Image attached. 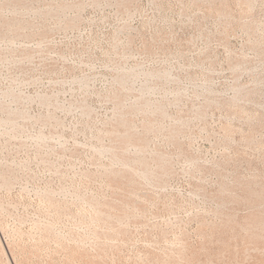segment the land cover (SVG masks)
<instances>
[{"label": "rangeland", "instance_id": "obj_1", "mask_svg": "<svg viewBox=\"0 0 264 264\" xmlns=\"http://www.w3.org/2000/svg\"><path fill=\"white\" fill-rule=\"evenodd\" d=\"M0 4V264H264V0Z\"/></svg>", "mask_w": 264, "mask_h": 264}, {"label": "bare ground", "instance_id": "obj_2", "mask_svg": "<svg viewBox=\"0 0 264 264\" xmlns=\"http://www.w3.org/2000/svg\"><path fill=\"white\" fill-rule=\"evenodd\" d=\"M12 1H13V0H12ZM15 1H17V0H15ZM233 1L235 2V0H233ZM242 1H243V0H242ZM244 1H245V0H244ZM247 1H248V0H247ZM252 1H254V0H252ZM255 1H256V0H255ZM224 2H225V1H224ZM236 2H238V1H236ZM262 2H263V1H262ZM11 4H12V3H11ZM225 4H226V3H225ZM249 4H250V3H249ZM253 4H254V3H253ZM0 5H1V4H0ZM234 5H235V4H234ZM246 5H247V4H246ZM250 5H251V4H250ZM18 6H19V5H18ZM252 6H253V5H252ZM236 7H237V6H236ZM246 7H247V6H246ZM248 7H249V6H248ZM253 7H254V6H253ZM249 8H250V7H249ZM263 9H264V8H263ZM231 10H232V9H231ZM238 10H239V8H238ZM235 11H236V9H235ZM242 11H243V10H242ZM236 12H237V11H236ZM238 12H239V11H238ZM248 12H249V11H248ZM230 14H231V13H230ZM230 14H229V15H230ZM233 14H234V13H233ZM246 14H247V13H246ZM253 14H254V13H253ZM242 15H243V14H242ZM13 16H15V15H13ZM236 16H237V15H236ZM243 16H244V15H243ZM255 16H256V13H255ZM252 17H254V15H252L251 18H252ZM256 17H257V16H256ZM12 18H13V17H12ZM220 18H221V17H220ZM229 18H231V17H229ZM235 18H236V17H235ZM238 18H239V17H238ZM243 18H244V17H243ZM249 18H250V16H249ZM7 19H8V18H7ZM18 19H19V18H18ZM233 19H234V18H233ZM14 20H15V19H14ZM253 20H254V19H253ZM5 21H6V20H5ZM7 21H8V20H7ZM9 21H10V20H9ZM19 21H20V20H19ZM220 21H221V20H220ZM256 21H257V18H256ZM256 21H254V22H256ZM263 21H264V20H263ZM13 22H14V21H13ZM223 22H224V21H223ZM231 22H232V21H231ZM235 22H236V21H235ZM235 22H234V23H235ZM238 22H239V21H238ZM241 22H243V21H241ZM234 23H233V24H234ZM256 23H257V22H256ZM231 24H232V23H231ZM241 24H242V23H240V25H241ZM250 24H251V23H250ZM250 24H248V25H250ZM252 24H253V23H252ZM1 25H2V24H1ZM1 25H0V26H1ZM16 25H17V24H16ZM226 25H227V24H226ZM242 25H243V24H242ZM234 26H235V25H234ZM236 26H237V25H236ZM236 26H235V27H236ZM7 27H8V26H7ZM13 27L15 28V25H14ZM231 27H232V26H231ZM237 27H238V26H237ZM254 27H255V26H254ZM22 28H23V27H22ZM225 28H227V27L225 26ZM9 29H10V28H9ZM229 29H230V27H229ZM250 29H251V27H250ZM19 30H20V29H19ZM19 30H18L17 32H19ZM2 31H3V30H2ZM13 31H14V29H13ZM46 31H47V30H46ZM46 31H45V32H46ZM244 31H245V30H244ZM247 31H248V30H247ZM254 31H255V28H254ZM259 31H260V30H259ZM49 32H50V31H49ZM251 32H252V31H251ZM262 32H263V30H262ZM47 33H48V31H47ZM255 33H256V32H255ZM257 33H258V32H257ZM8 34L10 35V33H8ZM17 34H18V33H17ZM249 35H250V34H249ZM254 38H256V36H254ZM45 41H46V40H45ZM47 41H48V40H47ZM252 41H253V40H252ZM257 41H258V40H257ZM253 42H254V41H253ZM260 42H261V41H260ZM43 43H44V42H43ZM258 43H259V42H258ZM46 44H47V43H46ZM257 45H258V44H257ZM260 45H262V44H260ZM249 48H250V46H249ZM6 49H7V48H6ZM10 49H11V48H10ZM39 49H41V47H40ZM43 49H44V47H43ZM14 50H15V49H14ZM16 50H17V49H16ZM16 50H15V51H16ZM44 50H45V49H44ZM251 50H252V49H251ZM258 50H260V49H258ZM258 50H257V51H258ZM261 50H262V49H261ZM8 51L10 52V50H7V52H8ZM12 51H13V50H12ZM28 51L30 52V50H28ZM33 51H34V50H33ZM36 51H37V50H36ZM41 51H42V50H41ZM45 51H46V50H45ZM2 52H3V51H2ZM31 52H32V51H31ZM260 52H261V51H260ZM260 52H258V53H260ZM17 53H18V52H17ZM24 53H25V52H24ZM26 53H27V52H26ZM35 53H36V52H35ZM44 53H45V52H44ZM44 53H43V55H44ZM255 53H256V51H255ZM258 53H257V54H258ZM11 54H12V53H11ZM20 54H21V53H20ZM29 54H30V53H27V55H29ZM31 54H32V53H31ZM36 54H37V53H36ZM39 54H40V53H39ZM41 54H42V53H41ZM263 54H264V53H263ZM9 55H10V53H9ZM12 55H13V54H12ZM16 55H17V54H16ZM18 55H19V54H18ZM7 56H8V55H7ZM30 56H31V55H29L28 57L30 58ZM34 56H35V55H34ZM36 56H38V55H36ZM259 56H260V54H259ZM18 57H19V56H18ZM24 57H25V56H24ZM231 57H232V56H231ZM253 57H254V56H253ZM5 58H6V57H5ZM20 58H21V57H20ZM26 58H27V57H25V59H23V61L26 60ZM31 58H32V56H31ZM31 58H30V59H31ZM1 59H2V57H1ZM3 59H4V58H3ZM36 59H37V58H36ZM229 59H230V58H229ZM231 59H232V58H231ZM240 59H241V58H240ZM242 59H243V58H242ZM246 59H247V58H246ZM252 59H253V58H252ZM252 59H251V60H252ZM260 59H261V58H260ZM263 59H264V58H263ZM27 60H28V59H27ZM38 60H39V58H38ZM258 60H259V59H258ZM20 61H21V60H19V62H20ZM23 61H22V62H23ZM239 61H240V60H239ZM247 61H248V60H247ZM252 61L254 62V60H252ZM255 61H256V60H255ZM260 61H262V60H260ZM17 62H18V61H17ZM25 62H26V61H25ZM30 62H32V61H30ZM39 62H40V60H39ZM256 62H257V61H256ZM26 63L29 64V60H28V62H26ZM18 64H19V63H18ZM228 64H229V63H228ZM232 64H234V63H232ZM235 64H236V63H235ZM242 64H243V63H242ZM249 64H250V63H249ZM261 64H262V63H261ZM238 65H240V63H239ZM243 65H244V64H243ZM252 65H253V64H252ZM259 65H260V64H259ZM259 65H258V67H260ZM17 66H19V65H17ZM233 66H234V65H233ZM254 66H255V65H254ZM254 66H253V67H254ZM262 66H263V64H262ZM230 67H231V65H230ZM240 67H241V66H240ZM244 67H245V66H244ZM250 67H251V66H250ZM253 67H251V68H253ZM237 68H239V67H237ZM237 68H235V69H237ZM256 68H257V67H256ZM256 68H255V69H256ZM262 68H263V67H262ZM231 69H232V68H231ZM233 70H234V69H233ZM250 70H251V69H250ZM236 71H237V70H236ZM241 71H242V70H241ZM244 71H246V69H245ZM251 71H252V70H251ZM254 71H255V70H254ZM260 71H262V69H260L259 72H260ZM263 71H264V70H263ZM249 72H250V71H249ZM252 72H253V71H252ZM242 73H243V72H242ZM260 73H261V72H260ZM230 74H231V73H230ZM250 74H251V73H250ZM257 74H258V73H257ZM257 74H256V75H257ZM125 75H126V74H125ZM252 75H253V74H252ZM258 75H259V74H258ZM126 76H127V75H126ZM126 76H125V78H127ZM234 76H235V78L237 77L236 75H234ZM254 76H255V75H254ZM121 77H122V75H121ZM253 78H254V77H252L251 79H253ZM120 79H122V78L119 77V80H120ZM254 79H255V78H254ZM258 79L261 80L262 77H261V79H260V78H258ZM119 80H118L117 82H119ZM237 80H238V79H236V81H237ZM262 80H263V79H262ZM262 80H261V81H262ZM120 81H121V80H120ZM122 81H123V80H122ZM234 81H235V80H234ZM263 81H264V80H263ZM115 82H116V80H115ZM117 82H116V83H117ZM257 82H259V81H257ZM257 82H256V85H257ZM119 83H120V82H119ZM236 83H237V82H236ZM259 83H260V82H259ZM261 83H263V82H261ZM123 84H124V82H123ZM123 84H120V85L118 84V85H119V86H122ZM238 84H239V83H238ZM253 84H254V83L252 82L251 85H253ZM261 85H263V84H261ZM119 86H118V87H119ZM123 86H124V85H123ZM123 86H122V87H123ZM233 86H235V85H233ZM246 86H247V85H246ZM249 86H250V85H249ZM256 87H257V86H256ZM120 88H121V87H120ZM237 88H238V86H237ZM261 88H262V87H261ZM256 89H257V88H256ZM121 90H122V88H121ZM236 90H238V89H236ZM246 90H247V89H246ZM230 91H231V90H230ZM234 91H235V89H234ZM120 92H121V91H120ZM231 92H232V91H231ZM236 92H237V91H236ZM240 92H241V91H240ZM7 93H8V92H7ZM252 93H253V90H252ZM4 94L6 95V93H4ZM234 95H235V94H234ZM8 96H9V95H8ZM18 96H19V94H18ZM251 96H252V94H251ZM254 96H255V95H254ZM254 96H253V97H254ZM256 96H257V94H256ZM16 97H17V96H16ZM21 97H22V96H21ZM243 97H244V96H243ZM12 98H13V97H12ZM19 99H21V98H19ZM19 99H18V100H19ZM236 99H237V98H236ZM236 99H234V100H236ZM250 99H251V98H250ZM16 100H17V98H16ZM16 100H15V101H16ZM12 101H14V100H12ZM19 101H20V100H19ZM42 101H43V100H42ZM227 101H228V100H227ZM231 101H233V100H231ZM236 101H237V100H236ZM246 101H247V100H245L244 102H246ZM250 101H252V100H250ZM250 101H249V102H250ZM263 101H264V100H263ZM263 101H262V102H263ZM234 102H235V101H234ZM239 102H240V101H239ZM239 102H238V103H239ZM247 102H248V101H247ZM252 102H253V101H252ZM255 102H256V101H255ZM43 103H46L45 100H44ZM47 103H48V102H47ZM238 103H237V104H238ZM257 103H258V102H257ZM212 104H213V103H212ZM221 104H222V103H221ZM229 104H230V103H229ZM237 104H236V105H237ZM247 104H248V103H247ZM250 104H251V102H250ZM253 104H254V103H253ZM216 105H218V104H216ZM224 105H225V104H224ZM230 105H231V104H230ZM234 105H235V103H234ZM238 105H239V104H238ZM240 105H241V102H240ZM202 106H203V105H202ZM206 106H207V105H206ZM219 106H220V104H219ZM4 107H5V106H4ZM217 107H218V106H217ZM244 107H245V106H244ZM246 107H247V105H246ZM258 107H260V106H258ZM227 108H228V103H227ZM233 108H237V110H238V108H240V107H238V106H237V107H234V106H233ZM233 108H232V111L235 110V109H233ZM254 108H255V107H254ZM262 108H263V106H262ZM5 109H7V108H5ZM240 109H242L241 111H243L245 108L243 109V107H241ZM240 109H239V110H240ZM246 109H248V108H246ZM246 109H245L244 111H246ZM257 109L259 110V108H257ZM2 110H3V109H2ZM156 110L158 111V108H157ZM229 110H230V109H229ZM0 111H1V109H0ZM3 111H4V110H3ZM3 111H2V112H3ZM121 111H122V110H121ZM161 111H162V110H161ZM256 111H257V110H256ZM126 112H127V111H126ZM126 112H125V113H126ZM238 112H240V111H238ZM238 112H237V113H238ZM258 112H259V111H258ZM258 112H257V113H258ZM0 113H1V112H0ZM6 113H7V112H6ZM119 113H121V112H119ZM122 113H123V112H122ZM155 113H157V112H155ZM241 113H242V112H241ZM7 114H8V113H7ZM151 114H152V113H151ZM160 114H161V112H160ZM246 114H248V112H247ZM246 114H245V115H246ZM260 114H261V113H260ZM263 114H264V113H263ZM125 115H126V114H125ZM117 116H118V115H117ZM119 116H120V118L122 117L121 115H119ZM154 116H155V115H154ZM161 116H163V113H162ZM243 116H244V115H243ZM261 116H262V115H261ZM261 116H260V117H261ZM21 117H22V116H21ZM149 117H150V116H149ZM155 117H156V116H155ZM155 117H154V118H155ZM163 117H164V116H163ZM247 117H248V116H247ZM263 117H264V115H263ZM47 118H48V117H46V119H47ZM151 118H152V117H151ZM258 118H259V117H258ZM258 118H257V119H258ZM5 119H6V118H5ZM11 119H12V118H11ZM116 119H117V118H116ZM262 119H263V118H262ZM7 120H8V119H7ZM7 120H6V123H7ZM12 120H13V119H12ZM41 120H43V119L41 118ZM153 120H154V119H153ZM153 120H152V121H153ZM258 120H259V119H258ZM260 120H261V119H260ZM263 120H264V119H263ZM8 121H9V120H8ZM13 121H14V120H13ZM13 121L10 120L9 125H10V123L13 122ZM47 121H48V120H47ZM118 121H119V120H118ZM2 122H3V120H2ZM2 122H0V128H1V123H2ZM39 122H40V121H39ZM121 122H122V121H121ZM146 122H147V121H146ZM146 122H145V123H146ZM155 122H156V121H155ZM259 122H261V124H263V123H262V120L259 121ZM42 123H44V122H42ZM42 123H41V124H42ZM45 123H46V122H45ZM126 123H127V121H126ZM156 123H157V122H156ZM182 123H183V122H182ZM4 124H5V122H4ZM11 124H14V123H11ZM41 124H40V125H41ZM127 124H128V123H127ZM257 124H258V122H257ZM259 124H260V123H259ZM156 125H157V124H156ZM156 125H155V126H156ZM249 125H250V124H249ZM253 125H255V124L253 123ZM2 126H3V124H2ZM13 126H14V125H13ZM42 126H43V124H42ZM42 126H41V127H42ZM44 126H45V125H44ZM147 126H148V125H147ZM155 126H154V127H155ZM260 126H261V125H259L258 127H260ZM131 127H132V126H131ZM252 127H254V126H252ZM261 127H262V126H261ZM12 128H14V127H12V125H11V129H12ZM132 128H133V127H132ZM171 128H172V127H171ZM108 129H109V128H108ZM12 130H13V129H12ZM104 130H105V129H104ZM128 130H129V129H128ZM128 130H127L126 132H128ZM132 130H134V129H132ZM240 131H241V130H240ZM104 132H105V131H104ZM106 132H107V131H106ZM131 132H132V131H131ZM169 132H170V131H169ZM171 132H172V131H171ZM115 133H116V132H115ZM14 134H15V133H14ZM111 134H113V131H112ZM103 135H104V134H103ZM105 135H106V134H105ZM116 135H117V134H116ZM138 135H139V134H138ZM119 136H120V133H119ZM125 136H126V135H125ZM127 136H128V135H127ZM106 137H107V135H106ZM113 137H114V136H113ZM123 137H124V134H123ZM144 137H145V136H144ZM144 137H142V138H144ZM176 137H177V136H176ZM118 138H120V137H118ZM118 138H117V139H118ZM145 138H146V137H145ZM38 139H39V138H38ZM40 139H41V138H40ZM107 139H108V137H107ZM115 139H116V138H115ZM125 139H126V138H125ZM251 139H252V138H251ZM127 140H128V139H127ZM142 140H143V139H142ZM169 140H171V139L169 138ZM169 140H168V141H169ZM42 141H44V140H42ZM108 141H109V140H108ZM133 141H134V139H133ZM137 141H138V140H137ZM137 141H136V142H137ZM250 141H251V140H250ZM112 142H113V141H112ZM115 142H116V141H115ZM118 142H119V141H117V143H118ZM129 142H130V141H129ZM136 142H135V143H136ZM143 142H144V141H143ZM108 143H110V142H108ZM108 143H107V144H108ZM126 143L128 144L127 141H126ZM130 143H131V142H130ZM133 143H134V142H133ZM141 143H142V142H141ZM144 143L147 144V142H144ZM115 144H116V143H115ZM124 144H125V143H124ZM127 144H126V145H127ZM142 144H143V143H142ZM248 144H249V143H248ZM109 145H110V144H109ZM122 145H123V144H122ZM126 145H125V146H126ZM136 145H137V144H136ZM115 146H116V145H115ZM123 146H124V145H123ZM129 146H131V145L129 144ZM138 146H139V145H138ZM143 146H144V145H143ZM118 147H119V146H118ZM131 147H132V146H131ZM136 147H137V146H136ZM139 147H140V146H139ZM141 147H142V146H141ZM144 147H146V146H144ZM102 148H103V147H101L100 149H101V151L103 150V153H104V150H106V149H104V148L102 149ZM107 148L109 149V147H107ZM122 148L124 149V147H122ZM142 148H143V147H142ZM146 148H147V147H146ZM117 150H118V148H117ZM117 150H115V151H117ZM128 150H129V149H128ZM128 150H127V151H128ZM137 150H138V149H137ZM106 151H108V150H106ZM111 151H112V150H111ZM113 151H114V150H113ZM120 151H122V150H120ZM140 151H141V149H140ZM140 151H139V152H140ZM146 151H147V150H146ZM135 152H136V151H135ZM137 152H138V151H137ZM139 152H138V153H139ZM157 152H158V151H157ZM160 152H162V151H160ZM95 153H96V152H95ZM97 153H99V151H98ZM100 153H101V152H100ZM100 153H99V154H100ZM103 153H101V154H103ZM109 153H110V152H109ZM116 153H117V152H116ZM116 153H114V154H116ZM118 153H119V152H118ZM118 153H117V154H118ZM121 153H125V151L123 150ZM142 153H143V151H142ZM145 153H146V152H145ZM111 154H112V152H111ZM114 154H113V155H114ZM117 154H116V155H117ZM119 154H120V153H119ZM119 154H118V155H119ZM129 154H131V153L129 152ZM129 154H128V156H129ZM143 154H144V153H143ZM147 154H148V153H147ZM158 154H159V153H158ZM113 155H112V160L115 158ZM118 155H117V157H118ZM123 155H124V154H123ZM135 155H136V154H135ZM149 155H150V154H149ZM153 155H154V154H153ZM108 156H109V155H108ZM121 156H122V154H121ZM130 156H131V155H130ZM132 156H134V155L132 154ZM141 156H142V155H141ZM158 156H160V154L157 155V157H158ZM164 156H167V154H165ZM109 157H110V156H109ZM113 157H114V158H113ZM119 157H120V155H119ZM146 157H147V156H146ZM155 157H156V155H155ZM155 157H154V158H155ZM160 157H162V156H160ZM160 157H159V158H160ZM124 158H125V157H124ZM126 158H127V157H126ZM131 158H132V157H131ZM150 158H151V157H150ZM169 158H170V157H169ZM121 159H122V158H121ZM129 159H130V158H129ZM146 159H147V158H146ZM164 159H166V157H163V160H164ZM110 160H111V159H110ZM115 160H116V159H115ZM115 160H114V161H115ZM117 160H118V159H117ZM117 160H116V161H117ZM132 160H133V159H132ZM134 160H135V159H134ZM136 160H137V159H136ZM144 160H145V159H144ZM188 160H189V159H188ZM146 161H147V160H146ZM167 161H168V159H167ZM189 161H190V160H189ZM117 162H118V161H117ZM120 162H122V161H120ZM190 162H191V161H190ZM114 163H115V164H118V163H116V162H114ZM114 163H113V164H114ZM132 163H133V162H132ZM142 163H143V162H142ZM150 163H151V162H150ZM110 164H111V163H110ZM120 164H121V163H120ZM126 164H127V163H126ZM139 164H140V162H139ZM152 164H153V163H152ZM163 164H164V163H163ZM111 165H112V164H111ZM129 165H130V164H129ZM136 165H137V164H136ZM160 165H161V164H160ZM166 165H167V163H166ZM170 165H171V164H170ZM120 166H121V165H120ZM124 166L126 167L125 162H124ZM138 166H139V165H138ZM154 166H155V165H154ZM113 167H114V166H113ZM134 167H135V169H136V166H134ZM149 167H150V165H149ZM162 167H163V166H162ZM122 168H123V165H122ZM151 168H153V167H151ZM125 169H126V168H125ZM125 169H124V171H125ZM143 169H144V168H143ZM117 170H118V169H117ZM122 170H123V169H122ZM130 170H131V173L134 172V171H132V169H130ZM149 170H151V169H149ZM110 171H111V170H110ZM113 171H114V170H113ZM113 171H112V172H113ZM128 171H129V169H128ZM146 171H147V170H146ZM167 171H168V170H167ZM138 172H139V171H138ZM262 172H263V171H262ZM262 172H261V173H262ZM109 173H110V172H109ZM131 173H130V174H131ZM261 173H260V174H261ZM263 173H264V172H263ZM263 173H262V174H263ZM116 174H117V173H116ZM130 174H129V175H130ZM135 174H136V173H135ZM138 174H139V173H138ZM138 174H137L136 176H138ZM143 174L145 175L144 172H143ZM158 174H159V173H158ZM252 174H253V173H252ZM255 174H256V173H255ZM255 174H254V175H255ZM109 175H110V174H109ZM111 175H112V173H111ZM119 175H120V173H119ZM129 175H128V176H129ZM139 175L141 176V174H139ZM144 175H143V176H144ZM160 175H162V174H160ZM165 175H166V174H165ZM165 175H164V176H165ZM169 175H170V174H169ZM250 175H251V174H250ZM112 176H113V175H112ZM124 176H125V174H124ZM131 176H132V175H131ZM136 176H135V177H136ZM140 176H139V177H140ZM167 176H168V175H167ZM259 176H260V175H259V173H258V178H259ZM2 177H3V176H2ZM2 177H1V178H2ZM139 177H137V178L139 179ZM148 177H149V176H148ZM162 177H163V176H162ZM262 177H263V176H262ZM93 178H94V177H93ZM110 178H111V177H110ZM133 178H134V177H133ZM140 178H143V177L141 176ZM150 178L153 179L154 177H150ZM160 178H161V177H160ZM164 178H167V177H164ZM252 178H253V177H252ZM263 178H264V177H263ZM4 179H5V178H4ZM88 179H89V178H88ZM117 179H118V178H117ZM127 179H128V177H127ZM143 179H144V178H143ZM145 179H146V178H145ZM145 179L143 180V182H145V181L150 182V181L145 180ZM148 179H149V178H148ZM154 179H155V178H154ZM6 180L8 181L7 178L5 179V181H6ZM122 180H123V179H122ZM239 180H240V179H239ZM243 180H244V179H243ZM262 180H264V179H262ZM262 180H261V181H262ZM1 181H4V180H1ZM110 181H111V180H110ZM116 181H117V180H116ZM125 181H126V180H125ZM138 181H141V180H138ZM152 181H153V180H152ZM240 181H241V180H240ZM111 182H112V181H111ZM111 182H110V183H111ZM119 182H120V181H119ZM129 182H130V181H129ZM129 182H128V183H129ZM135 182H136V181H135ZM156 182H157V181H156ZM156 182H155V183H156ZM164 182H165V181H164ZM241 182H242V181H241ZM256 182H257V181H256ZM7 183H8V182H7ZM141 183H142V182H141ZM153 183H154V182H153ZM4 184H6V183L4 182ZM9 184H10V183H9ZM9 184H7V185H9ZM111 184H112V183H111ZM113 184H114V183H113ZM119 184H120V183H119ZM119 184H116V185H119ZM131 184H133V183H131ZM145 184H146V183H145ZM148 184H149V183H148ZM156 184H157V183H156ZM7 185H4V186H7ZM120 185H121V184H120ZM124 185H125V184H124ZM135 185H136V184H135ZM142 185H143V184H142ZM149 185H150V184H149ZM152 185H154V184H152ZM262 185H264V184H262ZM114 186H115V185H114ZM126 186H127V185H126ZM126 186H125V187H126ZM137 186H138V185H137ZM145 186H146V185H145ZM158 186H159V185H158ZM227 186H228V185H227ZM227 186H225V187H227ZM237 186H238V185H237ZM240 186H242V185H240ZM252 186H255V185H252ZM252 186H251V187H252ZM260 186H261V184H260ZM112 187H113V186H112ZM118 187H119V186H118ZM120 187H121V186H120ZM125 187H124V188H125ZM127 187H128V186H127ZM139 187H140V186H139ZM139 187H137V188H139ZM151 187H152V186H151ZM229 187H230V186H229ZM246 187H247V186H246ZM255 187H256V186H255ZM221 188H223V187H221ZM234 188H235V187H234ZM248 188H249V187H248ZM259 188H260V187H259ZM112 189H113V188H112ZM120 189H121V188H120ZM125 189H126V188H125ZM129 189H130V188H129ZM131 189H132V188H131ZM198 189H199V188H198ZM225 189H226V188H225ZM225 189H224V190H225ZM115 190H116V189H115ZM133 190H134V188H133ZM135 190H136V189H135ZM219 190H220V189H219ZM232 190H233V189H232ZM247 190H248V189H247ZM260 190L262 191V187H261ZM260 190H259V192H260ZM116 191H117V190H116ZM123 191H124V190H123ZM127 191H128V190H127ZM131 191H132V190H131ZM248 191H249V190H248ZM196 192H197V190H196ZM219 192H221V191H219ZM250 192H251V191H250ZM250 192H249V193H250ZM127 193H128V192H127ZM133 193H134V192H133ZM222 193H223V192H222ZM228 193H229V191H228ZM251 193H253V192H251ZM254 193H255V192H254ZM257 193H258V192H257ZM49 194H50V193H49ZM241 194H242V193H241ZM243 194H247V193H243ZM243 194H242V195H243ZM111 195H112V194H111ZM224 195H225V193H224ZM231 195H232V194H231ZM254 195H257V194H254ZM258 195H259V194H258ZM51 196H52V195H51ZM51 196H50V197H51ZM119 196H120V195H119ZM119 196H118V197H119ZM122 196H123V195H122ZM209 196H210V195H209ZM225 196H226V195H225ZM239 196H240V195H238V201L240 200V199H239ZM245 196H246V195H245ZM50 197H49V198H50ZM112 197H113V196H112ZM120 197H121V196H120ZM127 197H128V196H127ZM226 197H227V196H226ZM113 198H114V197H113ZM219 198H220V197H219ZM253 198H254V197H253ZM255 198H256V196H255ZM50 199L52 200V198H50ZM90 199H91V198H90ZM105 199H106V198H105ZM114 199H115V198H114ZM116 199H117V198H116ZM120 199H121V198H120ZM124 199H126V198H124ZM230 199H233V198L231 197ZM235 199H236V198H235ZM242 199H243V198H242ZM260 199L264 200L263 198H260ZM101 200H102V199H101ZM101 200H100V201H101ZM222 200H223V199H222ZM227 200H229V198H228ZM252 200H253V199H252ZM88 201H89V200H88ZM94 201H96V200H94ZM94 201H93V203H94ZM113 201H114V200H113ZM127 201H128V200H127ZM240 201H241V200H240ZM259 201H260V200H259ZM49 202H50V201H49ZM86 202H87V201H86ZM90 202H92V200H91ZM128 202H129V201H128ZM256 202H257V203H260V202H258V201H256ZM262 202H263V201H261V204H262ZM51 203H52V202H51ZM251 203H252V202H251ZM96 204H97V201H96ZM129 204H131V203H129ZM224 204H225V203H224ZM231 204H232V203H231ZM231 204H229V205H231ZM242 204H243V203H242ZM50 205H51V204H49V207H50ZM53 205H54V203H53ZM131 205H132V204H131ZM227 205H228V204H227ZM239 205H240V204H239ZM94 206H95V205L93 204V207H94ZM116 206H118V205H116ZM132 206H133V205H132ZM132 206H131V207H132ZM218 206H219V205H218ZM241 206H242V205H241ZM260 206H261V205H260ZM51 207H52V209H53V206H52V205H51ZM51 207H50V209H51ZM55 207H56V206H55ZM55 207H54V208H55ZM96 207H100V206H98V204H97ZM96 207H95V209H96ZM103 207H104V206H103ZM119 207H120V206H119ZM124 207H125V206H124ZM219 207H220V206H219ZM221 207H222V206H221ZM105 208H106V207H105ZM127 208H129V207H127ZM133 208H134V207H133ZM222 208H223V207H222ZM253 208H254V207H253ZM259 208H260V207H259ZM262 208H264V207H262ZM56 209H57V208H56ZM90 209H92V208H90ZM243 209H244V208H243ZM250 209H251V208H250ZM53 210H54V209H53ZM92 210H93V209H92ZM117 210H118V209H117ZM119 210H120V209H119ZM121 210H123V209H121ZM94 211H95V210H94ZM94 211H93V213H94ZM103 211H104V209H103ZM127 211L129 212V210H127ZM131 211H132V210H131ZM245 211H247V210H245ZM254 211H255V209H254ZM256 211H257V209H256ZM256 211H255V212H256ZM261 211H262V210H261ZM100 212H101V211H100ZM108 212H109V211H108ZM112 212H113V211H112ZM124 212H126V211H124ZM128 212H127V213H128ZM259 212H260V210H259ZM130 213H131V212H130ZM251 213H252V212H251ZM261 213H262V212H261ZM98 214H99V213H98ZM98 214H97V215H98ZM108 214H109V213H107V215H108ZM124 214H125V213H124ZM257 214H258V213H256L255 217H256V216H257V217H261V216H258ZM93 215H94V214H93ZM95 215H96V214H95ZM100 215H101V214H99L98 216L100 217ZM104 215H105V214H104ZM119 215H120V214H119ZM126 215H127V214H126ZM129 215H130V214H129ZM229 215H230V214H229ZM252 215H253V214H252ZM259 215H260V214H259ZM261 215H262V214H261ZM111 216H112V215H111ZM131 216H132V214H131ZM253 216H254V215H253ZM94 217H95V216H94ZM96 217H97V216H96ZM114 217H115V215H114ZM226 217H227V216H226ZM230 217H231V216H230ZM232 217H234V216H232ZM232 217H231V220H233ZM262 217H263V216H262ZM262 217H261V219H263ZM103 218L107 219L106 217H103ZM108 218H109V217H108ZM111 218H112V217H111ZM121 218H122V217H121ZM129 218H130V217H129ZM131 218H133V216H132ZM134 218H135V217H134ZM251 218H252V217H251ZM92 219H93V218H92ZM116 219H117V218H116ZM135 219H136V218H135ZM234 219H235V218H234ZM248 219H250V218H248ZM248 219H247V220H248ZM253 219H254V218H253ZM258 219H259V218H258ZM110 220H112V219H110ZM120 220H122V219H120ZM227 220H229V218H228ZM256 220H257V218H256ZM263 220H264V219H263ZM92 221H93V220H92ZM130 221H131V220H130ZM234 221H235V220H233L232 223H233ZM249 221H250V220H249ZM252 221H254V220H252ZM107 222H109V219H108ZM113 222H114V221H113ZM116 222H117V221H116ZM116 222H115V224H116ZM119 222H120V221H119ZM132 222H133V221H132ZM224 222H225V221H224ZM224 222H223V224H224ZM259 222H260V221H259ZM100 223H101V222H100ZM102 223H103V222H102ZM227 223H228V222H227ZM243 223H245V222H243ZM250 223H251V222H250ZM254 223H255V221H254ZM254 223H253V226H254ZM261 223H262V222H261ZM263 223H264V222H263ZM263 223H262V224H263ZM106 224H107V223H106ZM106 224H105V225H106ZM108 224H109V223H108ZM118 224H119V223H118ZM123 224H124V223H123ZM123 224H122V225H123ZM230 224H231V223H230ZM234 224H238V223L235 222ZM241 224H242V223H241ZM247 224L249 225L248 222H247ZM262 224H261V226H263ZM49 225H50V224H48V226L46 225V226H43V227H46V228H47V227H50L51 225H50V226H49ZM92 225H93V224H92ZM226 225H227V224H226ZM231 225H232V224H231ZM89 226H90V225H89ZM95 226H96V224H95ZM98 226H99V224H98ZM103 226H104V225L101 224V227H102V228H103ZM116 226H117V225H116ZM118 226H120V225H118ZM118 226H117V228H118ZM238 226H239V225H238ZM245 226H247V225H245ZM104 227H105V226H104ZM106 227H110V226H106ZM125 227H127V226L125 225ZM222 227H224V226H222ZM227 227H228V226H226V228H227ZM230 227H231V226H230ZM235 227H236V226H235ZM241 227H243V226H241ZM254 227H256V226H254ZM254 227H253V228H254ZM51 228H52V227H50V232H52ZM53 228H54V227H53ZM53 228H52V229H53ZM92 228H94V227L92 226ZM97 228H98V227H97ZM114 228H115V227H114ZM239 228H240V227H239ZM248 228L250 229L251 227H248ZM262 228H264V227H262ZM43 229H45V228H43ZM94 229L96 230V228H94ZM104 229H105V228H104ZM104 229H103V230H104ZM119 229H120V228H119ZM221 229H222V228H221ZM232 229H233V227H232ZM240 229H241V228H240ZM246 229H247V228H246ZM255 229H256V228H255ZM255 229H253V230H255ZM47 230H48V228H47L45 231H47ZM95 230H94V231H95ZM100 230H101V229H100ZM110 230H111V229H110ZM110 230H108V231H110ZM116 230H117V229H116ZM126 230H127V229H126ZM126 230H125V231H126ZM112 231H114V230H112ZM120 231H122V230H119V232H120ZM123 231H124V230H123ZM222 231H223V230H222ZM227 231H228V230H227ZM229 231H230V229H229ZM229 231H228V232H229ZM233 231H234V230H233ZM241 231H243V230H241ZM244 231H245V230H244ZM249 231H250V230H249ZM251 231H252V230H251ZM50 232H49V233H50ZM91 232H92V231H91ZM97 232H98V231H97ZM99 232H102V231H99ZM105 232H106V231L104 230V234H105ZM115 232H116V231H115ZM252 232H253V231H252ZM46 233H47V232H46ZM46 233H45V234H46ZM110 233H111V232H110ZM121 233H123V232H121ZM222 233H223V232H222ZM225 233H226V231H225ZM255 233L257 234L258 232H256V230H255ZM255 233H254L253 235H255ZM262 233H263V232H262ZM43 234H44V231H43ZM45 234H44V235H45ZM90 234H91V233H90ZM92 234H93V233H92ZM99 234H100V233H99ZM119 234H120V233H119ZM124 234H125V233H123V235H124ZM93 235H94V234H93ZM97 235H98V234H97ZM97 235H96V236H97ZM100 235H102V234H100ZM249 235H250V234H249ZM263 235H264V234H263ZM47 236H48V235H47ZM114 236H115V235H114ZM94 237H95V236H94ZM112 237H113V236H112ZM233 237H234V236H233ZM255 237H256V236H255ZM257 237H258V236H257ZM102 238H103V237H102ZM114 238H116V237H114ZM235 238H237V237L235 236ZM239 238H240V237H239ZM241 238H242V237H241ZM45 239H46V238H45ZM96 239H97V238H96ZM100 239H101V238H100ZM105 239H106V238H105ZM105 239H104V241L106 242ZM110 239H111V238H110ZM232 239H234V238H232ZM263 239H264V238H263ZM98 240H99V239H98ZM107 240H109V239H107ZM113 240H115V239H113ZM124 240H125V238H124ZM259 240H261V239H259ZM254 241H255V240H254ZM263 241H264V240H263ZM88 242H89V241H88ZM92 242H93V241H92ZM105 242H103V243H105ZM113 242L116 243L115 241H113ZM95 243H96V242H95ZM103 243H102V244H103ZM109 243H110V241H109ZM111 243H112V242H111ZM254 243H255V242H254ZM93 244H94V243H93ZM118 244H119V243H118ZM181 244L183 245V243H181ZM181 244H180V245H181ZM228 244H229V243H228ZM251 244H252V243H251ZM85 245H86V244H85ZM97 245H100V244L97 243ZM103 245H105V244H103ZM107 245H109V244H107ZM110 245H111V244H110ZM110 245H109V246H110ZM182 245H181V246H182ZM234 245H235V244H234ZM92 246H94V245H92ZM109 246H108V247H109ZM114 246H115V245H114ZM178 246H179V245H178ZM184 246H185V245H184ZM186 246H187V245H186ZM259 246H260V245H259ZM0 247H1V246H0ZM98 247H99V246H98ZM225 247H226V246H225ZM231 247H232V246H231ZM262 247H263V245H262ZM77 248H78V245H77ZM106 248H107V247H106ZM110 248H111V247H110ZM112 248L114 249L113 246H112ZM179 248H180V246H179ZM182 248H183V247H182ZM227 248H228V247H227ZM233 248H234V247H233ZM243 248H244V247H243ZM253 248H254V247H253ZM75 249H76V248H75ZM96 249H97V248H96ZM183 249H184V248H183ZM185 249H186V247H185ZM187 249H188V248H187ZM245 249H246V248H245ZM71 250H72V249H71ZM101 250H102V249H101ZM176 250H177V249H176ZM205 250H206V248H205ZM238 250H239V249H238ZM251 250H252V249H251ZM0 251H1V250H0ZM78 251H79V250H78ZM78 251H77V252H78ZM97 251H98V250H96V252H97ZM173 251H174V250H173ZM183 251H184V250H183ZM188 251H189V250H188ZM188 251H187V252H188ZM231 251H232V250L230 249L229 252H231ZM233 251H234V249H233ZM233 251H232V252H233ZM236 251H237V250H236ZM252 251H253V250H252ZM261 251H262V250H261ZM177 252H178V250L176 251V253H177ZM181 252H182V250H181ZM187 252H186V253H187ZM192 252H193V251H192ZM220 252H221V251H220ZM243 252H244V250H243ZM2 253H3V250H2ZM79 253H80V252H79ZM107 253H108V251H107ZM107 253H105V254H107ZM170 253H171V251H170ZM176 253H175V254H176ZM189 253H190V252H189ZM195 253H197V252H195ZM206 253H207V252H206ZM208 253H209V252H208ZM215 253H216V252H215ZM221 253H223V252H221ZM248 253H249V252H248ZM256 253H257V252H256ZM80 254H81V253H80ZM99 254H100V253H99ZM102 254H103V253H102ZM190 254H191V253H190ZM216 254H217V253H216ZM216 254H215V255H216ZM223 254H224V253H223ZM74 255H75V254H74ZM165 255H166V254H165ZM170 255H171V254H170ZM170 255H168V256H170ZM176 255H178V254H176ZM181 255H182V254H181ZM183 255H184V254H183ZM187 255H188V254H187ZM187 255H186V256H187ZM195 255H197V254H195ZM208 255H209V254H208ZM226 255H227V254H226ZM232 255H233V254H232ZM238 255H239V254H238ZM251 255H252V254H251ZM89 256H90V255H89ZM95 256H96V255H95ZM95 256H94V257H95ZM100 256H101V255H100ZM103 256H104V254H103ZM172 256H173V254H172ZM229 256H230V255H229ZM246 256H247V255H246ZM248 256H249V255H248ZM1 257H3V256H1ZM161 257H162V256H161ZM163 257L166 258V256H163ZM173 257H174V256H173ZM176 257H177V256H176ZM210 257H211V256H210ZM212 257H214V256L212 255ZM216 257H217V256H215V258H216ZM232 257H233V256H232ZM243 257H244V256H243ZM77 258H78V257H77ZM97 258H99V256H98ZM97 258H96V259H97ZM106 258H107V257H106ZM159 258H160V257H159ZM171 258H172V257H171ZM219 258H220V257H219ZM227 258H228V257H227ZM230 258H231V256H230ZM233 258H234V257H233ZM247 258H248V257H247ZM249 258H250V257H249ZM166 259H167V258H166ZM192 259H193V258H192ZM195 259H196V258H195ZM195 259H194V261H196ZM207 259H208V258H207ZM244 259H245V258H244ZM259 259H260V258H259ZM263 259H264V258H263ZM0 260H1V259H0ZM75 260H76V259H75ZM80 260H81V259H80ZM88 260H89V259H88ZM97 260H98V259H97ZM101 260H102V259H101ZM105 260H106V259H105ZM157 260H158V259H157ZM171 260L173 261L174 259H171ZM176 260H177V259H176ZM176 260H175L174 263H175V264H176V263L179 264V262H177L178 260H177V261H176ZM179 260H181L180 257H179ZM182 260H183V259H182ZM188 260H189V259H188ZM222 260H224V259H222ZM226 260H227V259H226ZM229 260H230V259H229ZM229 260H228V261H229ZM248 260H249V259H248ZM248 260H247V261H248ZM252 260H253V259H252ZM91 261H92V259H91ZM102 261H103V260H102ZM167 261H169V258H168ZM184 261H185V260H184ZM194 261H193V262H194ZM212 261H213V260H212ZM214 261H215V260H214ZM230 261H231V260H230ZM250 261H251V260H250ZM259 261H260V260H259ZM261 261H262V260H261ZM261 261H260V262H261ZM98 262H99V260H98ZM103 262H104V261H103ZM181 262H182V261H181ZM181 262H180V263H181ZM225 262H226V261H225ZM237 262H238V261H237ZM242 262H243V261H242ZM244 262H245V261H244ZM248 262H249V261H248ZM2 263H3V262H2ZM4 263H5V262H4ZM6 263H8V262H6ZM81 263H82V262H81ZM93 263H94V262H93ZM187 263H188V262H187ZM187 263H186V264H187ZM207 263H208V261H207ZM209 263H210V262H209ZM211 263H212V262H211ZM211 263H210V264H211ZM215 263H216V262H215ZM223 263H224V262H223ZM230 263H231V262H230ZM230 263H229V264H230ZM235 263H236V262H235ZM235 263H234V264H235ZM254 263H255V262H254ZM87 264H88V263H87ZM101 264H102V263H101ZM104 264H105V263H104ZM162 264H163V261H162ZM166 264H167V263H166ZM168 264H172V263H168ZM212 264H213V263H212ZM224 264H225V263H224ZM245 264H246V263H245ZM257 264H258V263H257Z\"/></svg>", "mask_w": 264, "mask_h": 264}]
</instances>
